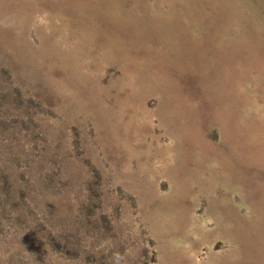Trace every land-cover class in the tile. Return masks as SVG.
Segmentation results:
<instances>
[{
	"label": "rangeland",
	"instance_id": "rangeland-1",
	"mask_svg": "<svg viewBox=\"0 0 264 264\" xmlns=\"http://www.w3.org/2000/svg\"><path fill=\"white\" fill-rule=\"evenodd\" d=\"M0 264H264V0H0Z\"/></svg>",
	"mask_w": 264,
	"mask_h": 264
}]
</instances>
